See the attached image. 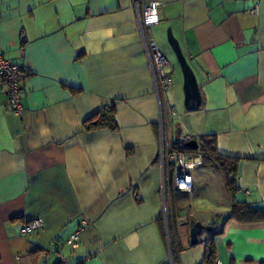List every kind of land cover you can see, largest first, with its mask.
Segmentation results:
<instances>
[{
    "label": "crops",
    "instance_id": "0c3cea01",
    "mask_svg": "<svg viewBox=\"0 0 264 264\" xmlns=\"http://www.w3.org/2000/svg\"><path fill=\"white\" fill-rule=\"evenodd\" d=\"M144 1L161 3V31L152 36L153 25L147 35L171 58L169 141L214 134L221 153L240 158L236 199L264 210V0ZM162 26L196 74V110L185 107L184 75ZM0 54L24 72L20 113L0 78V264H59L61 256L70 264H174L164 203L170 197L176 214V200L193 190L167 187L164 197L160 106L135 0H0ZM109 103L118 129H86ZM198 166L218 173L201 156ZM222 186L229 203L216 211L217 264H264V220L228 219L233 198ZM37 217L44 227L22 235ZM78 229L80 239L66 244ZM36 247L50 256L35 262Z\"/></svg>",
    "mask_w": 264,
    "mask_h": 264
},
{
    "label": "built area",
    "instance_id": "2783aa9c",
    "mask_svg": "<svg viewBox=\"0 0 264 264\" xmlns=\"http://www.w3.org/2000/svg\"><path fill=\"white\" fill-rule=\"evenodd\" d=\"M140 3L142 6L140 7ZM135 6L138 10V22L140 30L144 37V45L147 56L151 64L153 80L155 84L156 95L160 106V155L163 172V189L164 197L166 198V188L170 190V184L173 182V187L177 191H192L195 186L194 170L197 166V158L200 154L186 153L176 150L173 143L169 141L167 127L173 115L176 114L175 107L171 106L167 101V91L173 86V77L168 67L169 60L161 51L158 44L150 39L147 35V30L151 26L158 24L161 21V12L159 1L145 3L144 0H135ZM258 3L250 10L251 13H256ZM0 78L7 86V102L10 109L15 113L22 111V81L24 79L23 68L18 64L13 63L10 59L0 54ZM193 139L190 135H185L184 140L190 141ZM239 179V176L237 177ZM167 205L164 203V213L167 217ZM44 218L37 217L28 220L21 228V234L29 235L44 227ZM167 233L169 236L168 225ZM82 229L76 230L66 240V244L71 245L80 239ZM59 264H70L69 259L61 256Z\"/></svg>",
    "mask_w": 264,
    "mask_h": 264
},
{
    "label": "trees",
    "instance_id": "16d2710c",
    "mask_svg": "<svg viewBox=\"0 0 264 264\" xmlns=\"http://www.w3.org/2000/svg\"><path fill=\"white\" fill-rule=\"evenodd\" d=\"M84 126L88 130L97 128H109L111 130L118 129V122L116 118V109L113 103L105 104L92 116L88 117ZM173 147L176 150H180L186 153L200 154L202 157L203 165L214 168L223 176L225 187L233 198L231 205V214L228 219H235L241 222H253L264 220V210L261 209L256 203L238 200L236 194L240 191L238 175V167L240 158L223 154L218 150L217 140L214 134L203 135L199 139V147L197 149H191L187 146V141L182 136L178 135L177 139L172 141ZM171 193L177 192L173 187V182L170 184ZM181 195H187L185 191H179ZM191 192V191H188ZM173 201L171 203V212H167L168 230L170 234L172 258L174 264L178 263L179 252L185 249L182 245L175 223ZM163 226L164 220L162 219ZM193 223V221H192ZM220 228L217 230L214 225V229L209 233V237L204 242V255L200 264H217V247L216 238L221 232ZM51 250L46 247H36L31 251V255L34 257L35 262L39 258L49 257Z\"/></svg>",
    "mask_w": 264,
    "mask_h": 264
},
{
    "label": "rangeland",
    "instance_id": "374dc122",
    "mask_svg": "<svg viewBox=\"0 0 264 264\" xmlns=\"http://www.w3.org/2000/svg\"><path fill=\"white\" fill-rule=\"evenodd\" d=\"M169 27L170 26L167 27L162 26V31L163 33H165L166 41L172 50V47L167 38ZM151 29H152L151 31L152 36L155 37L156 34L161 31V24L155 25ZM164 54L166 55L168 60L171 61V58L167 54V52H164ZM174 57L176 59V55H174ZM194 179H195L196 187L194 186L193 193L190 195L189 199L188 200L180 199L179 201L176 200V206L178 205V208L176 207L175 223L177 224V222L180 223L183 221V223L186 222L188 225L187 230L186 228H184L183 223H180L178 226V232L182 243H183V239L187 235H188L189 243H191L189 227H191L192 221H202L203 223H208L210 222V220L211 221L215 220L214 225L215 228L218 230L220 228L221 222H220V217L216 214V211L219 210L223 211V209L228 207V203H229L228 202L229 195L224 189V186H222L223 178L220 174H218L212 169H207L198 166L194 170ZM241 196L242 195H239L238 199ZM167 198L169 199V202L167 203L168 206L167 210L168 212H171V204H170L171 198L168 196ZM188 208L191 210H189ZM180 214L183 215L182 216L184 217L183 220L178 219L181 218ZM207 219L209 220L206 221ZM207 235L208 234L204 233L201 235V238H204ZM168 240H169V245L171 247L170 234ZM204 248L205 246L203 240H201V242L196 245L188 244L187 247L180 252V260L182 264L183 261H185L186 264H200L204 255ZM170 251L172 253L171 249Z\"/></svg>",
    "mask_w": 264,
    "mask_h": 264
},
{
    "label": "water",
    "instance_id": "95a60500",
    "mask_svg": "<svg viewBox=\"0 0 264 264\" xmlns=\"http://www.w3.org/2000/svg\"><path fill=\"white\" fill-rule=\"evenodd\" d=\"M168 41L176 54L177 60L180 64L184 75V95H185V107L188 110H196L200 107L202 102L201 92L197 81L196 74L185 57L179 40L173 34L171 28L168 29ZM166 56V55H165ZM168 59V58H167ZM187 146L191 149H197L199 143L196 139H191L187 142ZM215 220L203 223L202 221H193L190 227V240L191 245H196L201 242V235L209 234L214 229ZM204 241V240H203Z\"/></svg>",
    "mask_w": 264,
    "mask_h": 264
}]
</instances>
